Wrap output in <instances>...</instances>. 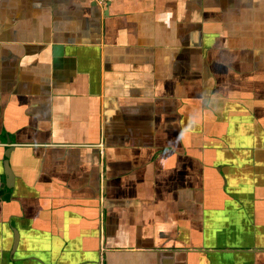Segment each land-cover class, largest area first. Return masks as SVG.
<instances>
[{"label":"crops","instance_id":"crops-1","mask_svg":"<svg viewBox=\"0 0 264 264\" xmlns=\"http://www.w3.org/2000/svg\"><path fill=\"white\" fill-rule=\"evenodd\" d=\"M0 182V264H264V0H0Z\"/></svg>","mask_w":264,"mask_h":264},{"label":"built area","instance_id":"built-area-1","mask_svg":"<svg viewBox=\"0 0 264 264\" xmlns=\"http://www.w3.org/2000/svg\"><path fill=\"white\" fill-rule=\"evenodd\" d=\"M91 1H93L96 4L101 5V4H105L106 2H108L110 0H91ZM1 188H2V185H1V182H0V191H1Z\"/></svg>","mask_w":264,"mask_h":264},{"label":"water","instance_id":"water-1","mask_svg":"<svg viewBox=\"0 0 264 264\" xmlns=\"http://www.w3.org/2000/svg\"><path fill=\"white\" fill-rule=\"evenodd\" d=\"M6 155H7V154H6ZM4 166H5V165H4ZM5 168H6V169H5V170H6L5 175H6V178H7L6 180L9 179V180L11 181V178H10V176H9V173L7 172V169H8L7 166H6ZM9 180H8V181H9ZM6 187H9L8 183H6Z\"/></svg>","mask_w":264,"mask_h":264}]
</instances>
